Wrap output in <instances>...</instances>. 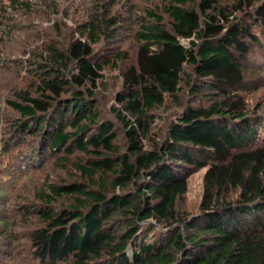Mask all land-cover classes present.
Returning <instances> with one entry per match:
<instances>
[{
  "label": "trees",
  "instance_id": "obj_1",
  "mask_svg": "<svg viewBox=\"0 0 264 264\" xmlns=\"http://www.w3.org/2000/svg\"><path fill=\"white\" fill-rule=\"evenodd\" d=\"M117 10L100 1L68 43L20 46L34 81L0 94L17 115L0 127L11 133L5 148H28L33 167L74 154L83 177L46 181L40 203L27 201L22 216L43 220L31 255L39 264H264V113L245 94L248 76L264 70V0H170V27L146 10L131 28L134 56L120 48ZM111 63L123 83L107 106L97 93ZM167 99L177 110L158 129ZM201 169L191 213L181 205ZM8 222L0 217V228Z\"/></svg>",
  "mask_w": 264,
  "mask_h": 264
},
{
  "label": "rangeland",
  "instance_id": "obj_2",
  "mask_svg": "<svg viewBox=\"0 0 264 264\" xmlns=\"http://www.w3.org/2000/svg\"><path fill=\"white\" fill-rule=\"evenodd\" d=\"M20 1L27 0H0V11L6 8L2 15L4 30L0 33V94L7 93L8 88L16 83L29 86L31 81H34L30 69L35 66L25 61L29 54L19 51L20 46H27L26 49L30 47L36 49L37 45L45 42L54 41L59 45L68 43L76 34L74 31L78 24L89 19V14L95 6L105 0H28L32 3L28 11L26 8L18 7ZM169 1L114 0L118 8L117 13L123 16L119 35L122 43L120 48H125L130 51L131 55H135L137 44L131 28L132 26L135 27L134 29L138 28L135 20L142 18L141 21H144L146 10H155L163 15V22L170 27L171 18L165 10ZM235 1L222 0L223 3ZM182 42L189 45L188 40L182 39ZM102 52L105 51L102 49ZM109 57L111 59L112 54ZM109 57L106 60L109 61ZM261 57L264 64V54ZM16 58L20 61H14ZM103 73L104 77L99 82L97 97H101L104 104L109 106L114 102L116 92L122 88L123 77L121 70L112 63ZM246 82L248 86L245 94L249 106L259 104L263 107L264 113V70L258 75L251 74ZM176 110L177 106L172 100L167 99L165 106L155 110L157 113L156 127L165 129ZM16 116L6 102H1V128L2 126L10 128L11 120ZM10 137L11 133L8 131L5 134L0 132V217L7 216L9 219L8 231L0 228V252L2 253L0 264H39L30 253L32 245L29 236L32 230L43 225V220L36 215L23 217L22 209L27 201L39 202V195L45 188L46 181L71 182L78 180L79 176L80 179L83 177L74 164L76 155L73 154L70 159L62 161L58 158L46 160L41 165H39L41 161H38L33 167L30 165L31 158H28L31 153L28 148L26 150L5 148L6 144L12 142ZM204 174L205 169H201L189 177L186 200L181 206L191 213L199 211L203 195ZM68 203V199L65 201L62 199L56 205L61 207Z\"/></svg>",
  "mask_w": 264,
  "mask_h": 264
}]
</instances>
